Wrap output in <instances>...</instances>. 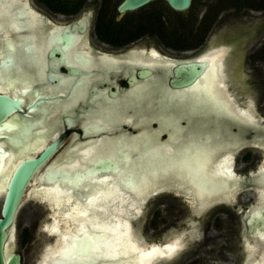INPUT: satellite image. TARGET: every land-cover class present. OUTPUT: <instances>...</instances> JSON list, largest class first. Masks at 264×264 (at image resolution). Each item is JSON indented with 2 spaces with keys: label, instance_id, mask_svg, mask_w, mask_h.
Instances as JSON below:
<instances>
[{
  "label": "flooded vegetation",
  "instance_id": "flooded-vegetation-1",
  "mask_svg": "<svg viewBox=\"0 0 264 264\" xmlns=\"http://www.w3.org/2000/svg\"><path fill=\"white\" fill-rule=\"evenodd\" d=\"M6 1L2 0L4 10L9 9L13 18L8 25H0V55L5 56V63L11 60V66L3 68V83H29L33 98L30 103L39 99L26 119L32 121L31 137L38 136L37 140L43 143L45 140V147L58 143L57 150L40 172L45 173L56 162L65 163L61 164L62 170L70 172V163L78 164L71 172L83 171L93 160L114 159L115 151L127 149L131 159L128 168L121 166L119 169L121 177L145 174L150 180L127 190L121 184L116 191L117 188L112 187L106 205L118 209L133 204L135 208L126 221L130 224L133 220L131 224L137 228L145 209L161 206L167 208L166 215L172 224L170 230L164 228L163 234L152 241H146L138 228L149 246H142V240L131 238L136 252L133 249L129 252L133 255L127 254L128 261L143 258V264H250L249 260L256 257L257 262L252 264H264V246L260 250L254 247L260 238L250 233L247 226L250 218L264 213V201L260 199L264 191L261 182L264 167V0H192L190 7L182 11L173 10L163 0H155L122 13L118 6L123 0ZM29 21L34 23L30 25ZM187 75L192 76L184 80ZM212 87L221 89L222 97L235 115L217 112L216 103L199 107L197 97L207 91L210 97ZM5 94L12 96L11 92ZM202 109L209 114L210 131H215V124L221 128L217 141L213 135L209 139L230 146L233 157L229 169L233 177L219 179L218 183L225 186L220 189L218 185L215 193L202 189L193 172L197 178H192V174H179L177 168L162 169L161 166L159 176H162H151V170L159 163L164 164L170 156L177 157L172 150H184L192 145L194 140L190 138L189 127L192 131L191 124L196 123ZM116 113L122 117L114 123L110 119ZM239 114L245 119L238 118ZM185 115L192 118L188 125L183 118ZM153 118L175 120L181 129H172L171 138L159 130V139L153 129L163 127L152 123ZM93 125L102 131L82 138L83 130ZM122 131H127L128 135ZM179 131L182 132L178 135ZM37 140L32 142H36L33 145L38 149L41 143ZM143 145H146L144 154ZM156 148L162 152L154 153ZM229 152L218 149L215 155H209L207 164L211 172L220 168L218 164ZM139 157L151 161L148 163L152 169L141 170L142 173L135 170L143 163ZM134 161L137 162L131 166ZM113 177L100 178L94 184L83 183L78 192L88 196L95 186L105 192V186L117 184L116 175ZM159 181L163 187H151V183ZM56 184L44 188L55 190L64 198L76 195L73 186ZM230 184L237 188L231 190L228 186L226 189ZM155 192L158 193L154 195ZM119 195L131 199L126 202L128 205L121 206ZM103 196L106 194L101 193L100 199ZM113 196V200L117 199L115 204L110 200ZM135 196L137 199L132 200ZM72 201L85 206L77 197ZM29 202L44 207L47 212L48 208L41 201ZM93 202L105 204L95 199ZM141 207V214L135 218ZM180 208L186 209L189 217H183ZM174 213L176 216L172 215ZM204 214L210 216L209 220L213 217L216 234L210 233V221L203 217ZM163 221L166 224L168 219ZM178 237L182 246L174 255L177 248L174 239ZM159 243L165 246L160 248ZM155 245L157 251L149 256Z\"/></svg>",
  "mask_w": 264,
  "mask_h": 264
},
{
  "label": "bare ground",
  "instance_id": "bare-ground-1",
  "mask_svg": "<svg viewBox=\"0 0 264 264\" xmlns=\"http://www.w3.org/2000/svg\"><path fill=\"white\" fill-rule=\"evenodd\" d=\"M4 1V0H3ZM6 1V0H5ZM9 0H7L5 3H7ZM6 5V4H5ZM8 5V4H7ZM10 5V4H9ZM4 8V7H3ZM29 15L27 16V19L30 20L29 18ZM13 17H11L10 15V10L8 9L7 11L4 10V15H3V20H2V23L4 24H9V20L11 19L12 20ZM23 22V21H22ZM33 22V21H32ZM31 21L28 22V24L31 25L32 23ZM40 22V21H39ZM34 23V22H33ZM32 23V24H33ZM12 25H15L12 23ZM18 26H20V23L18 24ZM39 26H41L40 24H38ZM28 26V25H27ZM16 27V25H15ZM34 30V29H33ZM5 32V31H4ZM16 32V31H15ZM37 32V31H36ZM42 32V31H41ZM11 33V32H10ZM17 33V32H16ZM45 33V32H44ZM3 34V33H2ZM7 34V33H6ZM40 35V34H39ZM15 36V35H14ZM4 37V36H3ZM18 37V36H17ZM16 37V38H17ZM36 38V37H35ZM22 39V38H21ZM33 39V38H32ZM31 39V40H32ZM17 40V39H16ZM19 41V40H18ZM38 41H40L38 39ZM33 42V41H32ZM31 42V43H32ZM9 47L12 48L13 45L9 44ZM12 51V50H11ZM213 60V59H212ZM13 61V60H12ZM214 61V60H213ZM15 62V61H14ZM215 62V61H214ZM13 63V62H12ZM213 65V64H212ZM211 67V66H210ZM217 68H216V71H215V75H217ZM220 73V72H219ZM209 79V78H208ZM207 80V79H205ZM211 80V78L209 79V81ZM217 80V79H216ZM208 82V81H206ZM204 82V84L206 83ZM216 82V81H215ZM211 83V82H209ZM220 84V83H219ZM18 85V86H17ZM203 85V84H202ZM29 83L28 82H21L20 84H15V83H12V82H4L3 83V86H0V91L2 92H5V93H10L16 97L17 94H20V96H18L19 98L23 99L24 102H27L28 100H32L33 98H31V90H29ZM210 88V87H208ZM214 87H212L213 89ZM221 88V87H220ZM24 89V90H23ZM207 89V88H205ZM22 90L24 91L22 93ZM204 90V89H203ZM208 90V89H207ZM221 89L219 88H214L213 89V94H211L210 97H208V94L207 92L205 94H203V92H201V96H198L197 97V104H200L199 107L201 108L202 107H206V106H209L213 103H216V106L215 107V110H217V112L219 113H230L231 115H235L233 114L231 111H234L232 108H231V105L228 103V101H225L224 98L222 97L223 94L222 91H220ZM221 95H220V94ZM200 95V94H198ZM226 99V98H225ZM213 102H211V101ZM215 101V102H214ZM190 102V101H189ZM107 109V107H106ZM110 109V108H109ZM103 110V109H102ZM105 110V108H104ZM116 111V110H115ZM114 113V111H113ZM30 114V113H29ZM35 114V112L33 113ZM33 114H31L33 116ZM37 114V113H36ZM208 112H205L203 109H202V112L201 114L199 115L197 121H195V125L196 127L194 128V131L196 133H194L193 131L190 132V138H193V143L192 145L190 146H186L184 147V150H172L171 152L173 153H176L177 154V157H174V156H170L168 157V161L164 163V167H168V168H171V169H178L179 170V174H188V176H191L192 174V178L194 175H197L199 180H198V184L200 186H202V189L204 190H211L212 192L214 191V193L216 192L215 189L217 188V186L219 185V188L222 189L225 185H221L219 182V179H232L233 177V174H232V171L229 170L231 167H232V153L229 152L230 151V146H228L227 144L224 146V144H217V143H214L212 141V139H209L211 138V136L215 133V131H210L211 128H209V125L211 124V122L208 121ZM240 116V117H238ZM237 117L240 118L241 120L242 119H245L244 115L243 114H239ZM247 119H249V121H252V119L249 117V115H245ZM32 118V117H30ZM186 121H187V125L189 123L192 122V118L191 117H188L187 118V115H185V117H183ZM27 118H25L24 120H22L21 122H18V119L16 118H13L11 120H9L5 126V129L4 131L1 132V134L5 135L7 138L10 139V143L11 145H8L7 143H5L4 141L0 142V148H5L7 150V156L6 157H1V163H0V198H1V193L4 191L5 189V183H6V180L7 178L10 176L11 172H12V169L13 167L19 162V160H21L22 158H34L38 153H40L42 151V149L45 147V140H44V143L42 140H37L39 139L38 136H34V137H31V129L33 126L32 124H30V126H26L27 124L26 123H29V121L26 120ZM246 119V121H247ZM161 119H159V125H160V121ZM172 120V119H170ZM170 120L168 121H164L163 120V123H162V127L163 128H160L159 126V130H161L160 132H163V131H166V122L168 123ZM208 121V123H207ZM211 121V120H210ZM32 122V121H31ZM30 122V123H31ZM198 122V123H197ZM129 124V123H128ZM11 125V126H9ZM205 125H207L208 127V134H209V138H207V141L206 143H202V140L203 138H201V136L203 135V131H204V128H205ZM216 124H215V129L216 130ZM219 127V126H218ZM220 128V127H219ZM192 129V128H191ZM227 130V129H226ZM221 132V128L219 130ZM182 132V131H181ZM179 131L178 135L181 133ZM186 132V131H185ZM39 134V133H38ZM37 134V135H38ZM150 139H152V135L150 134ZM171 136V135H170ZM214 136V135H213ZM40 137V136H39ZM23 138V140H22ZM199 138H201L199 140ZM19 140L17 141L19 143V147L17 148H14L12 147V145L14 146V142L11 140ZM34 139L37 140V142L41 143L39 145V148H35L32 141H34ZM107 141V140H106ZM226 142V141H225ZM106 143V142H105ZM169 144V143H168ZM174 144V142H173ZM214 144V145H213ZM102 147H104L102 145ZM143 154H144V150H146V145H143ZM10 148V149H9ZM101 148V147H100ZM128 148V147H127ZM130 148H131V145H130ZM129 149V148H128ZM218 149H223V150H226V152H229V155H227L224 158H221L222 161L224 159L223 162H220L218 165L220 168L216 167L213 172L216 173L215 175H213L209 168V163L207 164V161H208V157L209 155H212V154H216L218 152ZM92 150V149H91ZM106 150V149H105ZM128 154H129V151L127 149H125ZM166 150V149H165ZM101 151V150H100ZM164 151V150H163ZM215 151V152H214ZM104 152V151H103ZM154 153H160L162 152L161 150H158L156 148V150H153ZM167 152V150H166ZM170 153V151L168 152ZM140 154V153H139ZM179 154H180V157H179ZM223 154V153H222ZM104 155V154H103ZM219 155V154H218ZM90 156V155H89ZM216 158V157H215ZM219 158V157H218ZM130 159V158H129ZM161 159V158H160ZM204 159L206 161H204ZM75 160V159H74ZM138 160V158H137ZM139 160H141V162H143L140 166H136L135 167V170H139V172L141 171V167H144L143 171L142 172H147L148 170L152 169V167L150 166V162L147 160H143L142 158L140 159L139 157ZM138 160V161H139ZM220 160V159H219ZM213 161V159H212ZM210 161V162H212ZM137 161H134L133 163H131V166H133ZM149 162V163H148ZM217 162V163H218ZM81 163V162H80ZM128 163L127 162L126 164H124V162H120L119 165H118V168L120 169L121 166L123 167H129L128 166ZM61 164H65V163H59L58 162V165L56 167H54L53 169L55 168H59V169H63L61 168ZM70 163H68V169L70 170V173H72L71 171L74 170L77 166V165H69ZM146 164L148 165L146 167ZM213 165V164H212ZM211 165V166H212ZM10 166V167H8ZM87 166V165H86ZM146 167V168H145ZM4 168H5V172H4ZM212 168V167H211ZM52 169V170H53ZM213 169V168H212ZM221 169V170H220ZM226 171H223L225 170ZM47 170V169H46ZM131 170V169H130ZM40 168L36 171V173L34 174L33 178H32V181L29 185V187H35V189H26L25 193H24V198L23 200L26 198V197H29L31 194H32V198H37V201H42V202H46L42 199V195H44L43 193H48L49 194V197H51V201H54V200H58V205L59 207H57V211L56 209L54 208V206H51L50 205V202L47 203L49 204V207L51 208L52 210V213L50 214L51 215V218L53 219L52 221L55 220V225L52 226V221H51V227H52V232L51 231H47L46 230V233L48 235H51L53 236L55 242L49 246L43 254V256L41 257L40 259V263L39 264H50V262L53 260V258H59L60 256H62L65 252L66 249H68L72 243V240L73 238H79L83 235L84 232H88L89 234H96L97 236L100 235V231L102 229H107V236H108V240H107V254H106V257H105V254L103 252H99V251H95V245L93 246V250H90L89 253H88V256L86 259H83V260H80L78 259V257H76L73 261H72V264H105V259L109 262V264H116V261H119V260H123V261H128V258H125L127 256V254H130L129 252H131L133 249L135 250V244L132 242L131 240V245L129 244L128 246H124L123 245V242L121 239H123L120 235V228H119V225L123 223V221L127 222L126 220H122L121 219V213H123L121 211V215H118L117 212H119L121 209H125V213L126 212H131V211H126L128 208H118V209H115L113 208V206L111 205H106V203H108V201H106L105 199H100L101 197V194H98L97 198L95 199L96 201H100L101 203H105V204H96L97 202H95V205H93L90 208H87L85 206H82L80 203H77L75 201V203H72L73 201V198L74 197H77V193L78 191H81L82 189H80V186L83 184V183H95L96 182V179H89L87 178L86 176L83 177V179H80L77 184H75V194L76 195H73L70 194V195H67L65 198L64 196L60 195V193L56 192L55 190H53L52 192H48V188L45 189L44 186H47L44 184L43 182V177H42V172H40ZM51 171V169L49 170ZM78 171V170H77ZM262 171V184L264 185V167L261 169ZM140 172V173H142ZM167 172V171H166ZM186 172V173H185ZM188 172V173H187ZM194 175H193V173ZM126 173V172H125ZM162 173V172H161ZM160 173V174H161ZM150 175V174H149ZM166 175V173H165ZM168 175V174H167ZM157 177H159L158 175H156ZM162 176V175H160ZM197 176H194L195 178H197ZM113 177V176H112ZM165 177V176H164ZM114 178V177H113ZM151 178V177H150ZM167 178V177H166ZM164 178V179H166ZM175 178V177H174ZM5 180V182H3ZM108 179V178H107ZM110 179V177H109ZM112 179V178H111ZM131 184L130 186H128V188H124L125 190L127 189H132L133 186H140L142 184H146L148 182V180H150L148 178V176H146L145 174H136L135 176H132L131 178ZM179 179V178H178ZM209 179V181H208ZM88 180V181H86ZM105 180V178H104ZM100 181V180H99ZM109 181V180H107ZM153 181V180H152ZM155 181V180H154ZM153 181V182H154ZM163 181V180H162ZM209 183H208V182ZM260 181V180H259ZM114 182V181H113ZM139 182V183H137ZM160 182V181H159ZM196 182V181H195ZM227 182V181H226ZM57 182L53 183V184H56ZM100 183V182H99ZM98 183V184H99ZM111 183V182H110ZM166 183V182H165ZM178 182H176L177 184ZM181 183V182H179ZM224 183V182H223ZM64 184V183H63ZM215 184V185H214ZM227 184V183H226ZM229 184V183H228ZM57 185V184H56ZM65 185V184H64ZM101 185V184H100ZM104 185V184H102ZM110 185V184H109ZM115 185V184H114ZM239 185V183H238ZM38 186H42V188H39ZM72 187V185H69ZM151 186V185H150ZM189 186V185H188ZM213 186V187H212ZM228 186L231 188V190H235L234 188H237L235 187L233 184H230V185H226V189H229ZM92 187V186H91ZM90 187V188H91ZM107 187V186H106ZM105 187V188H106ZM145 187V185H144ZM143 187V188H144ZM163 187V186H161ZM264 187V186H263ZM56 188H59V187H56ZM116 188V187H115ZM120 188V187H119ZM160 188V187H159ZM37 189V190H36ZM112 189V188H111ZM123 189V188H122ZM149 189V188H147ZM156 189V188H154ZM224 189V188H223ZM261 189V188H260ZM108 190V189H107ZM117 190V189H116ZM124 190V191H125ZM138 190V189H137ZM189 190V189H188ZM230 190V191H231ZM141 191V190H140ZM225 191V190H223ZM222 191V193H223ZM229 190H226V193H228ZM259 191V190H258ZM263 191V189H262ZM102 192V191H101ZM123 192V191H122ZM127 192V191H125ZM130 192V191H129ZM133 192V191H132ZM137 192V191H136ZM144 192V191H143ZM210 192V191H208ZM135 193V192H134ZM142 193V192H140ZM147 193V192H146ZM149 193V192H148ZM116 194V193H115ZM114 194V195H115ZM119 194H123V193H119ZM129 194V193H128ZM127 194V196L129 197V195ZM144 194V193H142ZM46 195V194H45ZM44 195V196H45ZM80 195V194H79ZM87 195V194H86ZM89 195H90V192H89ZM118 195V194H117ZM149 195V194H148ZM213 195V193H212ZM217 195V194H216ZM232 195V194H231ZM48 196V195H47ZM82 196V195H81ZM107 196V195H106ZM125 197L124 198V195H120V198H118V200L120 201L119 203L122 205H125V203L127 202L126 199H129L128 197ZM131 196V195H130ZM134 196V195H133ZM146 196V195H145ZM215 196V195H213ZM218 196V195H217ZM225 196V195H224ZM261 196V200L264 201V191L262 194H260ZM259 196V197H260ZM119 197V196H118ZM137 196L135 197H131L132 200H136ZM139 197V196H138ZM227 197V196H226ZM112 198H115L114 196L110 198V200H112L115 204V200L117 201V199L113 200ZM142 198V197H141ZM207 198V197H204V199ZM49 199V200H50ZM193 199V198H192ZM80 200V199H79ZM141 200V199H140ZM208 200V199H206ZM78 201V200H77ZM131 201V199H130ZM260 201V200H259ZM25 202V201H24ZM21 203V207L23 206V203ZM80 202V201H79ZM111 202V201H110ZM201 202V201H200ZM52 204V202H51ZM127 204V203H126ZM135 204H137V202L135 201ZM128 205V204H127ZM130 205V204H129ZM20 207V208H21ZM127 207V206H126ZM129 208H135L134 205H130ZM113 215L114 218L112 219H107L108 217V214H111ZM106 220H111L112 223H115L117 224L116 227H112V225H110V222L108 223ZM49 223H50V220H49ZM48 224H45L47 225L48 227ZM128 223V222H127ZM129 224V223H128ZM50 227V226H49ZM120 227H123V226H120ZM14 228H15V225H13V227H11L10 231H9V240L7 241V244H6V247L9 248V243L11 241V237L13 236V231H14ZM123 229V228H122ZM112 230V231H111ZM261 232H264V229L261 230ZM261 232H259L257 235L258 237H260V234ZM129 233H130V226H129ZM63 235V239H60ZM131 238V237H130ZM255 242V241H253ZM249 243V242H248ZM257 243V244H256ZM122 245V246H121ZM264 246V239H260V242H255L254 244V247L258 248L259 250L262 249V247ZM140 247V246H139ZM252 247V246H251ZM138 249V248H137ZM252 249V248H251ZM139 251V250H137ZM146 251V250H145ZM8 253V249L6 251ZM136 252V250H135ZM150 252V251H149ZM147 253V252H146ZM137 254V253H136ZM260 254V253H259ZM96 255V256H95ZM130 255H133L130 254ZM256 255V254H255ZM262 255V254H260ZM140 256V255H139ZM257 256V255H256ZM131 257V256H130ZM258 257V256H257ZM125 258V259H124ZM150 258V257H149ZM153 258V256H152ZM146 262L148 260L145 259ZM257 258H253L252 260L250 259L249 260V263L252 264V263H256L257 262ZM131 261V260H130ZM146 264V263H144Z\"/></svg>",
  "mask_w": 264,
  "mask_h": 264
},
{
  "label": "water",
  "instance_id": "water-1",
  "mask_svg": "<svg viewBox=\"0 0 264 264\" xmlns=\"http://www.w3.org/2000/svg\"><path fill=\"white\" fill-rule=\"evenodd\" d=\"M152 1L155 0H123L121 4L118 6V11L121 13L126 11H133L145 6L146 4ZM163 1H165L169 5V7H171L175 11L187 10L192 2V0H163ZM191 76L192 75H187L183 79L188 80V78ZM5 98L12 101L13 103L19 101V106L17 110L12 111L11 114L6 116L0 114V142L4 141L8 145H11L10 139L7 138L5 135L1 134V132L4 131L7 122L13 118L15 119L17 118L18 122H21L22 120L27 118L29 116V113H32L34 111L35 106L37 104V100L39 99L30 103V101L24 102L19 97H15L13 95L12 96L7 95L5 93H0V102H6ZM162 121L160 122L161 125L163 123ZM151 122L155 124L157 123L159 125V119L153 118ZM26 124H27L26 126H30L31 124L30 120L29 123ZM178 124L179 122L177 123V121L175 120L169 121L166 125L167 130L164 131V133H167L169 137L171 135L172 129L174 128L181 129ZM157 129H153V131L157 133L156 136L157 138L159 137L160 139L161 133L159 132V129L158 130ZM101 131L102 129L99 126L93 125L91 126V128H86L83 130L82 138L86 137V135H90L91 133H98ZM122 133L128 135L127 131H122ZM12 141L14 142V146L12 145V147L14 148L19 147V143L17 142L19 140L16 139V140H11V142ZM57 148H58V143H52L46 146L43 149V151L37 154L34 158H24V159L22 158L13 167L10 176L6 180L5 189L1 193V198H0V264H21V256L18 253H16L12 247L11 249L6 247L7 241L9 240V231L11 227H13V225L16 226L17 217L21 209L20 208L21 203L23 202V198H24V193L26 189H28L34 174L39 168L41 170L43 166L47 164V160L57 150ZM115 153L116 155L114 156V159L97 158L96 160H93L90 165L84 168L83 171H74L72 173L66 170H61L58 167L53 169L58 165V162H56L54 165L52 166L50 165V167L48 168L46 167L48 170L45 173L44 172L42 173L43 182L45 185H52L53 183L57 182V183H64L67 186H69L70 184H67L64 179H60V178H76L78 182L80 179H83V177L85 176L89 179L91 178L96 180H99L100 178H104V177L114 176V173L112 171L113 168H118L120 162H124V164H126L128 161H130L129 154L125 149L119 148L117 151H115ZM6 156H7V150L5 148H0V161H1V157L3 158ZM50 169L51 171H49ZM125 176H129V175H125ZM53 178H58V179H56L55 182H53ZM121 185L124 188H126L123 184ZM72 186H73L72 189H75V185ZM157 193L155 192L153 194L156 195ZM81 195L86 196L85 194H80V196ZM42 203H44V206L48 208L46 209L48 212V217H46L45 220V223H48L49 220L51 221L50 214L52 213V210L46 202H42ZM253 217L249 219L247 226L250 233L254 232V234H258L259 232H261L262 229H264V213H261L259 216L255 215ZM131 221L133 222V220ZM43 225L39 226L37 233L38 235L42 234L48 237L46 235V232L43 230ZM132 228L135 235L140 239L141 237L139 234L140 232L138 231L136 225L132 224ZM51 237L53 236L49 235L48 238ZM141 239L143 238L141 237ZM141 245L142 246L144 245L145 247L149 246L146 244L145 241L141 242ZM158 246L160 248H163L165 245L163 246L159 243ZM152 248L156 249L157 245H155ZM7 249H8V253L6 252ZM88 253L89 251L86 254H82L77 257L80 260L86 259ZM39 258H41V254Z\"/></svg>",
  "mask_w": 264,
  "mask_h": 264
},
{
  "label": "rangeland",
  "instance_id": "rangeland-1",
  "mask_svg": "<svg viewBox=\"0 0 264 264\" xmlns=\"http://www.w3.org/2000/svg\"><path fill=\"white\" fill-rule=\"evenodd\" d=\"M121 117H122V115H120L119 113H116V114H114V118L110 119V120H112L115 123V121H120ZM207 123H208V121H207ZM191 125H193L192 131H194V126L196 127V125L193 124V123ZM216 128L217 129L215 130V133L213 135H214V137L216 138V141H217L220 138L221 132L219 131L220 128L218 127V125L216 126ZM223 131L225 132L224 129H223ZM189 132H191L190 127H189ZM201 138H203L202 140H200V141H202V143H206L207 138H209L207 125H205L204 131H203V135L201 136ZM216 143L222 145V143H220V142H216ZM204 161H206V160L204 159ZM161 166H162V169L163 168L164 169H168V167H164L165 165L163 163H159L157 165L156 169L153 168L151 170V176L152 177L160 178L159 174H160ZM8 167H10V166H8ZM143 168L144 167H141L142 171L144 170ZM4 172H5V168H4ZM156 175H158L159 177H157ZM5 180L6 179H4L3 182H5ZM170 181L173 182L174 179L171 178ZM208 181H209V179H208ZM151 185H152L151 186L152 188H157V187L161 186V183L160 182L151 183ZM97 189H101V188L95 186V187L92 188V192L91 193H93V191L97 190ZM114 190L116 191V189H114ZM50 191L51 190H49L48 192H50ZM109 191L112 192V189L106 187L105 188V192H101V193L104 194V193H107ZM43 194L44 195L46 194L45 196L42 195V199L44 201H46L47 203L50 202V204L52 202L51 205L54 206L55 209L57 207H59L58 200L51 201V199H50L51 197H49L48 193L44 192ZM108 197L109 196H103V199L106 200V198H108ZM36 200H37V198H36ZM36 200L34 198H30L21 207V209L19 211V214H18V217H17L16 226H15L14 231H13L14 233H13V236L11 237V241L9 243V249H11V247H12L14 249V251L21 256V264H39L40 263L39 261L41 259V258H39L40 254H41V257H42L43 254L46 253V252L44 253V251L55 242L54 240H56L53 237L48 238L49 235L47 233H46V235L48 237H46L45 235H42V234L38 235L37 232H38L39 226H41V225H43L45 223L46 217H48V212L44 211V209H45L44 207H38L36 205H33V203L29 202V201H36ZM93 200L91 201V204L88 205V206L85 205L84 201H82V202H83V204L86 207H89V206L95 205V202H93ZM126 200H127L128 203L130 202V199H126ZM178 202H179V200H176V203H178ZM173 204H175V201L173 202ZM142 207H143V205H142ZM142 207L136 212L135 217H137V216H139L141 214ZM132 209L133 208H131V209L128 208L126 211H131ZM166 209L162 208L161 206H159L157 208L155 207L153 210L152 209L151 210L145 209L144 214H142L140 216L141 217V220H140L141 223L138 225V228H139V230L141 232V235L143 236V238L146 241H152L154 239H157V237H159L160 234H163V229L164 228H169L168 230H170L172 228L171 221H169V217H167V215H166V213H167ZM123 210L125 211V209H121L119 212H117V214L118 215L122 214L120 217H124V220H128L129 217L132 215V213L131 214L129 212L125 213ZM179 210L182 211V213L184 214L183 217H185V216L189 217V214H187L186 209L180 208ZM56 211H57V209H56ZM121 211L123 213H121ZM201 212H203V210L199 211V212H196V214L197 213H201ZM153 214H154V216H153ZM172 215L176 216L175 213L172 214ZM203 217L205 219H207L208 221H210V228H211L210 229V233L216 234V231L214 229V222L215 221H214L213 217L210 220H209L210 216H208L207 214H204ZM112 218H114L112 213L108 214L107 219H112ZM151 218H154V219L151 221ZM165 218L168 219L166 224L164 223L165 221H163ZM106 221L108 223L110 222V225H112V227H116L117 226V224L112 223L111 220H109V221L106 220ZM52 222H53L52 226H54L55 225V220L52 221ZM48 223H45V224H48ZM45 224L43 225V230L45 232H46V230L52 232V227L50 225L51 221H50L48 227ZM153 224H154V226H153ZM120 226H123V227H120ZM129 226H130V233H129ZM166 226H168V227H166ZM119 228H120V235L119 236H121L123 238L121 240L124 241L123 242L124 246H128L129 244L131 245V238L139 239L135 235L131 223L128 224L127 222L123 221L122 225L121 224L119 225ZM130 234H131V238H130ZM60 239H63V235H62V237ZM140 240H142L144 242V240L141 239V237H140ZM174 240L177 242V248H176V251L174 252V255H175L177 253V251L181 248L182 243L180 242L181 241L180 237L175 238Z\"/></svg>",
  "mask_w": 264,
  "mask_h": 264
},
{
  "label": "snow or ice",
  "instance_id": "snow-or-ice-1",
  "mask_svg": "<svg viewBox=\"0 0 264 264\" xmlns=\"http://www.w3.org/2000/svg\"><path fill=\"white\" fill-rule=\"evenodd\" d=\"M4 15V8L2 4V0H0V25H2V18ZM5 50H7V42L5 46ZM155 55V53H154ZM11 66V60H8L7 63H5V56L0 55V86H3V68L4 67H10ZM6 102H0V114L3 115H9L12 111L17 110L19 106V101L13 103L12 101L5 98ZM11 126V125H9ZM107 167V166H106ZM113 173L117 177V184L116 185H108V188L116 187L117 190L120 186V184H123L126 188L130 186L131 179L130 174L129 176L121 177L119 168H113ZM58 178H53V182ZM64 179L67 184L75 185L77 184L76 178H60ZM98 194H101V190L97 189L94 190L93 193H91L88 196H80L79 193H77V198L80 200H83L85 205L88 206L91 204V201L93 199H96ZM108 196L112 195V192L104 193ZM259 216L260 214H256ZM260 239H264V232H261ZM107 229H102L100 231V235L96 236L93 234H89L88 232H84L83 235L79 238H73L72 243L68 249L65 250L64 254L60 256L59 258H53V260L50 262V264H72V261L79 255L86 254L88 251L93 250V246L95 245V251L103 252L107 254ZM171 248V246H169ZM157 250H153V253H149L148 255H153ZM166 254V253H161ZM105 264H109V262L105 259ZM116 264H143V258L139 261H123L119 260L116 261Z\"/></svg>",
  "mask_w": 264,
  "mask_h": 264
}]
</instances>
